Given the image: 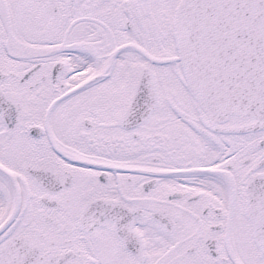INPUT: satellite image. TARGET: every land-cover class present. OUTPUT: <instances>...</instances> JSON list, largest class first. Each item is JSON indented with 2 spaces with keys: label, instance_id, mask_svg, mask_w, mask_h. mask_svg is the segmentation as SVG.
I'll use <instances>...</instances> for the list:
<instances>
[{
  "label": "snow or ice",
  "instance_id": "6c2138e0",
  "mask_svg": "<svg viewBox=\"0 0 264 264\" xmlns=\"http://www.w3.org/2000/svg\"><path fill=\"white\" fill-rule=\"evenodd\" d=\"M0 264H264V0H0Z\"/></svg>",
  "mask_w": 264,
  "mask_h": 264
}]
</instances>
